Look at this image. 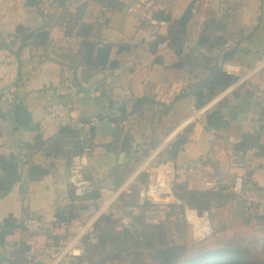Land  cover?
<instances>
[{"label": "crops", "instance_id": "obj_1", "mask_svg": "<svg viewBox=\"0 0 264 264\" xmlns=\"http://www.w3.org/2000/svg\"><path fill=\"white\" fill-rule=\"evenodd\" d=\"M139 1L103 5L95 0H0V155H15L22 162L21 180L0 197V224L10 216L21 223L36 217L46 224L37 236L23 228L9 234L0 244V264H10L21 243L29 247L25 264H37L47 247L70 239L78 222H85L108 198L104 211L112 194L128 182L133 191L126 194L132 195L129 205L119 198L109 213L121 220L141 215L144 202L137 192L147 180L144 165L162 158L177 161L178 182L190 189H205L190 180L186 170L191 161H201L217 187L232 194L226 204L210 210L219 236L205 241L214 243L210 248L237 246L230 243L241 232L249 231L254 238L264 233V218L245 200L247 195L264 194V131L258 128L264 118V67L237 84L264 59V0H156V13L171 18L158 19L165 22L158 25L129 13ZM186 14L187 22L181 28L175 25ZM77 19L78 28L82 23L99 25L91 39L111 46L110 61H118V67L88 73L83 34L78 28L67 31ZM19 26L47 31L48 42L24 44L17 36ZM180 38L184 41L179 51L172 40ZM161 41L168 49H158ZM225 62L241 67V73L233 75L236 81L217 86L205 105L229 90L200 119L183 125L199 109L197 91L211 93L210 78L218 70L225 72ZM55 102L68 105L83 128L38 134L46 106ZM18 104L21 114L16 112ZM244 107L246 118L237 123L235 116ZM215 108L225 116L220 128L207 124V113ZM259 132L254 146L235 151L246 135ZM82 137L93 148L88 175L99 185V198L78 199L76 203L86 207L79 217L57 224L58 209L73 203L69 172L72 157L83 148ZM238 176L244 181V197L232 191ZM170 219L166 209L163 221Z\"/></svg>", "mask_w": 264, "mask_h": 264}, {"label": "trees", "instance_id": "obj_2", "mask_svg": "<svg viewBox=\"0 0 264 264\" xmlns=\"http://www.w3.org/2000/svg\"><path fill=\"white\" fill-rule=\"evenodd\" d=\"M60 1L65 2L66 0ZM95 1L104 5L113 0ZM34 2L35 1H29L28 4H34ZM69 15L72 17V14ZM154 16L156 19L167 21L171 19L169 15H159L158 13H155ZM188 18L189 16L186 14L181 20L177 21L175 25L181 28V24H185ZM77 22L78 19L70 23L67 29L68 33L78 28ZM98 27L99 25L97 23H82L78 28L79 33L83 34V41L81 44L83 61L86 67L89 68L88 73L90 74L104 70L107 67L116 68L119 66L118 61H110V45H100L98 42L91 39V35L96 29L98 30ZM17 36L24 38V44H46L49 40V33L47 31H30L24 26H19L17 28ZM183 41L182 38L179 40L173 39L172 44L176 49H181ZM232 54L233 52L228 53L227 57ZM210 80L212 81V85L209 95L203 94L200 90L196 93L198 99L197 106L199 108L204 106L214 96L217 86H228L236 81V77L218 70ZM254 91L255 87L253 86L252 89L249 90L247 96L251 97ZM236 94L239 95L237 92ZM225 121V116L219 108H215L207 113V124L211 128H220L221 124ZM67 128L71 127H64L62 129ZM260 134L261 132L255 135H246L235 146V151H246L254 146V144L258 142ZM21 178L22 162L19 157L15 155H0V197L7 195ZM174 192L181 203L170 205L169 215H171V221L169 220L168 222L150 225L145 222L141 213V215L130 217V223L128 225L121 223L120 231L115 232L110 228V225L118 222L120 219L114 217L112 213L102 214L95 222L92 233L84 238V255L79 258L75 264H108L111 261L123 259L124 253L134 255L133 264H257L253 258L251 249L245 246H222L193 253L190 244L177 242L171 237L170 233L172 228L174 229L176 227L177 221H186L184 218V210L186 207L195 209L199 212L203 210L210 212L213 206L226 204L232 197L231 193H223L222 187L212 189H190L181 182H177ZM72 194L73 203L67 208L58 209L56 212L57 224L70 223L72 220L79 217L80 210L86 208L84 205H78L76 203L79 201V198L75 195L74 189L72 190ZM89 196H92L93 199L99 198L96 191ZM131 196L132 195L123 194L120 196V199L123 203L129 205L128 198ZM132 202L134 201L132 200L131 203ZM147 206L148 204L144 203L142 208H146ZM140 226H145L146 229L142 230ZM18 228L24 229L23 223L19 222L13 216L5 219V221L0 224V244L5 243L6 237ZM215 232L214 229V233ZM92 238H95L96 242H93ZM28 248V245L21 243V245L14 250V259L10 258V264H25V262H27L26 253L29 251ZM145 249L147 250L146 253L144 251ZM262 249L264 251V241L262 243ZM144 255H147L149 260L144 259ZM42 261L43 259H40L37 264H42Z\"/></svg>", "mask_w": 264, "mask_h": 264}, {"label": "built area", "instance_id": "obj_3", "mask_svg": "<svg viewBox=\"0 0 264 264\" xmlns=\"http://www.w3.org/2000/svg\"><path fill=\"white\" fill-rule=\"evenodd\" d=\"M159 8V3L156 0H140L136 5L129 9V13L151 25L165 24L164 21L161 22L154 16ZM157 47L159 50L168 49V43L166 41H161L158 43ZM263 67L264 59L257 62L255 66L246 73V75L237 81V84L258 72ZM222 69L231 75L241 73V67L233 63H223ZM228 90L229 89L224 91L221 96L207 105L194 110L191 117L185 121L183 125L200 119V117L204 115L220 97L224 96ZM83 126L84 123L72 113L68 105L62 102H55L46 106L37 125L36 131L38 134L44 135L54 129L72 127L80 130ZM258 128L264 131V118L260 119ZM81 139L83 141V148L79 153L72 157L69 172L70 184L74 189L75 195L79 199L85 198L99 190L98 183L88 175L91 167V154L93 148L88 143H85L83 137ZM144 166L147 172V180L138 190L137 196L144 203L148 204L146 208L142 209V215L145 222L150 225H158L163 221V213L165 210L167 209L170 211V205L181 203L174 192L179 178V166L177 161L173 158H162L154 165L148 166L146 163ZM186 170L189 179L202 183L205 189L217 187V182L209 177L206 167L201 161H191L187 165ZM129 184L130 183L128 182L117 189L112 194L114 195V198L111 203L104 211H101L108 200V198H104L102 200V206L99 207V210L95 215L88 221L78 222L72 237L65 243L47 247L42 264H73L81 258L84 255V238L92 233L93 226L100 216L105 212L109 213L110 207L115 200L119 199L123 194H131L133 192ZM232 191L238 196H245L244 181L241 176L235 178ZM245 200L248 207L257 217L264 218V194L247 195L245 196ZM184 218L191 228L194 243L204 242L214 234V226L209 211L203 210L202 212H199L195 209L186 207L184 210ZM122 221L125 225H128L130 223V217H124ZM23 225L25 232L31 236L42 234L46 228L44 220L36 217L25 219ZM92 241L96 242V239L92 238Z\"/></svg>", "mask_w": 264, "mask_h": 264}, {"label": "rangeland", "instance_id": "obj_4", "mask_svg": "<svg viewBox=\"0 0 264 264\" xmlns=\"http://www.w3.org/2000/svg\"><path fill=\"white\" fill-rule=\"evenodd\" d=\"M100 202L101 203H99V207L102 206V200ZM99 207L95 210V212L92 214V216L89 217L86 221H88L90 218H92L95 215V213L99 210ZM105 213H107V212H105ZM168 221L169 220L162 221L161 223L168 222ZM121 223H123V221L120 218V220L118 222L111 224L110 228L112 230H114L115 232L120 231L119 229H120ZM176 227L175 228L177 230L175 228L174 229L172 228V231L170 233L171 237L174 238L175 241H177V242H181V243L185 242V243L190 244V247H191L193 253L201 251V250L209 249L214 244L213 242L194 243V241L192 239L191 228L187 224L186 221H181V220L177 221ZM140 228L142 230L144 229L142 226H140ZM215 231H216V229H215ZM249 233H250L249 231L243 232V233L241 232L240 234L233 236L235 239H234L233 243H230V244H238V245L243 244L244 246L250 248L252 251V254H253V258L256 261V263L257 264H264V251L262 249V243L264 241V233H261V236L259 238L258 237L254 238V236H252V235L250 236ZM72 235H73V233L69 234V236H72ZM215 236H216V232L214 233V235L211 238H209V240L213 239V237H215ZM217 237H219V236H216V238ZM217 239H219V238H217ZM212 241H215V240H212ZM236 242H239V243H236ZM144 251L146 253L147 250L145 249ZM143 258L149 260L147 255H144ZM133 259H134V255L124 253L123 259L114 260V261L109 262L108 264H133ZM73 264H75V262Z\"/></svg>", "mask_w": 264, "mask_h": 264}, {"label": "water", "instance_id": "obj_5", "mask_svg": "<svg viewBox=\"0 0 264 264\" xmlns=\"http://www.w3.org/2000/svg\"><path fill=\"white\" fill-rule=\"evenodd\" d=\"M65 104V103H64ZM16 112H17V114H21V112H22V108H21V105L20 104H18L17 105V107H16ZM245 112H246V108L244 107V108H242L238 113H237V115L235 116V121L237 122V123H239V122H242V121H244L245 120Z\"/></svg>", "mask_w": 264, "mask_h": 264}, {"label": "bare ground", "instance_id": "obj_6", "mask_svg": "<svg viewBox=\"0 0 264 264\" xmlns=\"http://www.w3.org/2000/svg\"><path fill=\"white\" fill-rule=\"evenodd\" d=\"M109 200V199H108ZM99 214V213H98Z\"/></svg>", "mask_w": 264, "mask_h": 264}]
</instances>
